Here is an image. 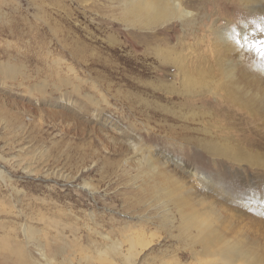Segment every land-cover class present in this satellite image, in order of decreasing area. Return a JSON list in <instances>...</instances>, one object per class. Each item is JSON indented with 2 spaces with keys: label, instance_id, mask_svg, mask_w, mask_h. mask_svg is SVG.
<instances>
[{
  "label": "rangeland",
  "instance_id": "374dc122",
  "mask_svg": "<svg viewBox=\"0 0 264 264\" xmlns=\"http://www.w3.org/2000/svg\"><path fill=\"white\" fill-rule=\"evenodd\" d=\"M124 3L0 0V264H99L130 224L149 229L142 258L225 264L221 246L264 264V0H183L195 25L153 29ZM181 40L243 108L182 91L156 50Z\"/></svg>",
  "mask_w": 264,
  "mask_h": 264
},
{
  "label": "bare ground",
  "instance_id": "6f19581e",
  "mask_svg": "<svg viewBox=\"0 0 264 264\" xmlns=\"http://www.w3.org/2000/svg\"><path fill=\"white\" fill-rule=\"evenodd\" d=\"M258 2H259V0H242V3L246 4V6L251 10H256L260 6V4H258ZM124 4H125V7H128L126 10V14L130 17L129 25L130 24L131 25L136 24L140 28L144 27L147 29H153V28L165 27L166 25L173 22L174 19H176V18H178L177 20H179L182 24L190 23V24L195 25V23H197V21L195 22L193 20V17L195 16L194 11L185 9L184 5H183V0H127V3H124ZM175 15H177V16L174 17ZM198 15H199V13H198ZM151 31H153V30H151ZM222 32H224V31H222ZM198 37L199 36H197V38ZM228 39L229 38L226 37L224 40L227 41ZM245 39H247V37ZM161 41L165 42L164 39ZM215 43H216V41H215ZM200 44H203V43H200ZM185 45L186 44L184 43V40H181L179 42V46H182L181 49H177V48L172 49L169 46H167L166 48H164L163 46H158V48H157V46H156V50H157L158 54L165 61L169 60L173 65L178 67L180 77L182 78V81H181L182 91L187 92V93H194L195 95H204L205 91H206V93H213L216 96L232 97L236 101L237 96L235 94H233L234 92L231 93L232 92L231 91V85L228 82L232 79L230 77H233V75H234V73L232 75V72H231L232 70L230 71L231 75H229L230 80H227V82H225L223 80L221 81V75L217 74L216 68H215V66H213V64L211 62L212 60L210 58H206L207 56H203L201 54V52L198 51L199 49H197V47H194L192 45L191 46H192L193 50L192 51L190 50L191 54L193 53L192 55L187 50H186V52H184V47L187 46V45L186 46ZM226 46L228 47V45H224L223 49ZM220 49L221 48H218V50H220ZM214 51H216V48ZM251 51H253V49H251ZM154 52H155V50H154ZM217 53H219V51H217ZM215 54H216V52H215ZM217 56H218V54H217ZM221 56H220V58H221ZM193 58H195L197 65L191 66L190 62H191V60H193ZM224 62H225V60H224ZM222 64H223V62H222ZM171 84L174 88V82H172ZM227 84H229V85H227ZM239 90H241V89H239ZM239 95H240V93H239ZM234 96H235V98H234ZM235 103H237L242 108H243V105H245L244 102L240 103V102L236 101ZM213 142L214 141L207 144V146H209L210 151L216 152L219 156L226 157V158H228V160H230L232 162H235V161H233V159H237V161H239V162L244 160L242 158H239L238 155L234 156V154H231L229 152L234 147L229 142H223V143H219V142L213 143ZM236 149L239 151V153H246L247 152L246 149H239V148H236ZM248 153L250 154V156L252 155L251 152L248 151ZM150 157H151V155H150ZM143 161L145 164H147L146 167H147L148 171L157 170L158 166L153 165L152 159L149 158V156L144 154V153H143ZM144 163H143V165H144ZM153 175H155V174H153ZM161 175H162V173H158V176H161ZM142 221L143 222L145 221L143 219V217H141V222ZM132 226H135V225L130 224L127 226L128 230H130V231H129V233L124 235V237H122V238L118 237L115 240V242H113L109 247H107L104 250H102V249L99 250V256H98L99 264H145L144 261L147 260L149 257L142 258V254L144 253L145 246H147V244L150 243V240H149L150 235L148 233L149 229H146V228L142 229L140 226V227H134V230H133V229H131ZM207 244L208 243L203 244L201 246L202 247L201 250L205 249ZM211 244L216 245V243H214V242H211ZM218 248L221 251V253L218 254V257L221 259L220 262H224L225 264H241L240 259H239V258H241V256L238 254L236 249H225L221 246ZM19 254L21 256L25 255L24 253H21V252H19ZM169 255H170V253H168L166 251L165 252L163 251L159 254L157 253V254L151 255L146 264H152V262H154V259H156V258L158 259V262L160 264H184L178 258V255L176 256V254L174 255V261L168 262L170 260ZM21 261L24 262V259L22 258ZM206 263H208V260L203 261L201 264H206Z\"/></svg>",
  "mask_w": 264,
  "mask_h": 264
}]
</instances>
